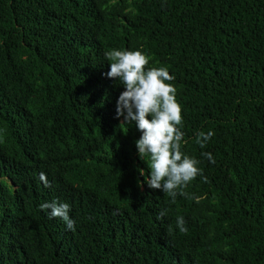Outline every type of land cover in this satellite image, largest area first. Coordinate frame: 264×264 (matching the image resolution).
I'll return each mask as SVG.
<instances>
[{
    "label": "trees",
    "instance_id": "16d2710c",
    "mask_svg": "<svg viewBox=\"0 0 264 264\" xmlns=\"http://www.w3.org/2000/svg\"><path fill=\"white\" fill-rule=\"evenodd\" d=\"M112 49L175 77L203 175L174 202L117 118ZM0 264H264V0H0Z\"/></svg>",
    "mask_w": 264,
    "mask_h": 264
},
{
    "label": "clouds",
    "instance_id": "9594fccd",
    "mask_svg": "<svg viewBox=\"0 0 264 264\" xmlns=\"http://www.w3.org/2000/svg\"><path fill=\"white\" fill-rule=\"evenodd\" d=\"M105 58L110 64L106 77L119 82L125 89L117 100V118H123L121 125L135 122L141 132L135 144L139 158L150 169V175H145L143 169L141 175L145 176L150 188L162 190L173 202L177 195L187 196L183 189L197 176H202L203 171L200 161L182 150V106L177 100L175 86L169 83L175 77L165 67H147L150 57L142 50H107ZM213 136L212 131H201L197 134V143L204 148ZM202 155L215 163L210 152ZM40 207L50 209V218H59L68 229L75 230L68 203L52 201ZM165 215L166 210L158 214L161 219ZM177 227L180 232H187L182 216L177 217Z\"/></svg>",
    "mask_w": 264,
    "mask_h": 264
}]
</instances>
